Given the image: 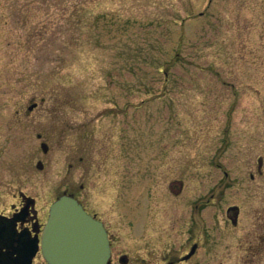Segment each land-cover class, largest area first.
Masks as SVG:
<instances>
[{"label":"rangeland","instance_id":"1","mask_svg":"<svg viewBox=\"0 0 264 264\" xmlns=\"http://www.w3.org/2000/svg\"><path fill=\"white\" fill-rule=\"evenodd\" d=\"M145 134L186 165L190 207L216 193L205 264H264V247L244 263L264 210V0H0V208L22 192L47 210L86 185L91 136L115 160L130 143V163Z\"/></svg>","mask_w":264,"mask_h":264},{"label":"flooded vegetation","instance_id":"2","mask_svg":"<svg viewBox=\"0 0 264 264\" xmlns=\"http://www.w3.org/2000/svg\"><path fill=\"white\" fill-rule=\"evenodd\" d=\"M146 114L150 120L163 112L154 113L155 116L148 112ZM163 118L168 127L171 126L170 113L167 112ZM143 124L147 122L140 123ZM125 125L126 121L124 129ZM145 137L146 134L134 139V148L139 156L127 163L125 157L128 156L126 151L131 148L130 143L122 145L123 158L115 160L108 154H99L97 151L102 149L104 143L99 142L102 147L97 146L91 136L86 158H78L79 164L87 163L86 185L81 181L74 189L63 191L73 195L85 211L101 223L109 246L108 264H205L208 234L205 209L215 200L216 193L190 207L185 181L186 165L179 161L175 165L170 155L171 145H155L152 137L151 142H144ZM250 177L253 175L250 174ZM85 190L86 201L82 198ZM13 199L8 206L0 208V226H3L0 229V264H26L32 241H37V249L29 257V264H49L39 247L47 210L39 213L35 202L24 198L20 192L13 194ZM175 201L186 204L176 210V214L173 212ZM230 206L235 208L230 209ZM255 211L262 220L259 222L261 230H253L251 237L256 238V242L250 248L258 246V249L244 263L252 262L254 255L264 247V210ZM242 215V210L236 204L228 205L225 209L226 221L236 228ZM124 239L127 243H134V250L121 247Z\"/></svg>","mask_w":264,"mask_h":264},{"label":"water","instance_id":"3","mask_svg":"<svg viewBox=\"0 0 264 264\" xmlns=\"http://www.w3.org/2000/svg\"><path fill=\"white\" fill-rule=\"evenodd\" d=\"M33 105L28 106V109ZM40 148L46 152L47 143L40 142ZM37 167H42L41 161H38ZM36 247V241H32L28 247L26 264ZM40 247L49 264L109 263V246L101 223L89 215L71 194L65 192L49 206Z\"/></svg>","mask_w":264,"mask_h":264}]
</instances>
